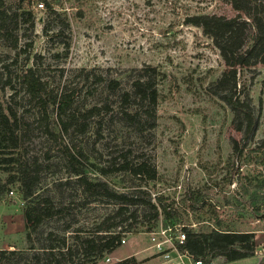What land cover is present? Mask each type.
Masks as SVG:
<instances>
[{"label":"rangeland","instance_id":"374dc122","mask_svg":"<svg viewBox=\"0 0 264 264\" xmlns=\"http://www.w3.org/2000/svg\"><path fill=\"white\" fill-rule=\"evenodd\" d=\"M49 1L56 14L40 8L38 0H0V9L12 17L8 27L13 34L10 41L0 37V101L22 121L19 157L37 180L33 197L24 199L15 184L0 202V250L15 251L0 264L43 259L51 247L65 264L86 263L78 243L94 237L104 221L112 223L118 201L91 198L83 191L68 163V149L81 151L90 165L99 167L146 161L157 171L155 180L124 171L104 176L92 167L85 173L119 194L143 199L150 195L154 203L163 196L174 202L181 217L173 226L254 232L259 255L264 256V148H258L264 139V57L237 71L260 122L238 157L232 141H241L243 134L235 129L231 108L211 90L229 68L214 36L186 22L202 14L235 17L232 5L225 0ZM24 13H32L31 22ZM29 68L47 84L51 97L70 93L73 104L66 114L59 116L52 103L45 108L28 94L22 77ZM149 68L159 73V99L155 117L145 115L139 125L120 116L126 106L106 86L114 79L120 89L131 90ZM94 107L98 114L84 116ZM36 197L50 199L62 213L34 230L26 226L24 211ZM129 209L137 210L139 218L113 229L126 244L102 255L98 264H115L129 252H136L138 260L159 256L153 245L166 220L160 216L151 224L142 206ZM67 247L74 250L72 259L59 255ZM212 262L264 264L259 257Z\"/></svg>","mask_w":264,"mask_h":264},{"label":"trees","instance_id":"16d2710c","mask_svg":"<svg viewBox=\"0 0 264 264\" xmlns=\"http://www.w3.org/2000/svg\"><path fill=\"white\" fill-rule=\"evenodd\" d=\"M43 2L49 13L56 14L52 1L38 0ZM228 1L233 9L238 13L235 17L228 18L216 14H202L191 16L186 19L188 24L201 25L204 30L214 36V45L220 51L229 70L218 78L213 84V94L218 96L228 105L234 113L233 124L235 129L243 134L241 141L234 139L232 141L234 154L242 156L247 142L254 139L259 127V117L251 104L249 93L246 92V85L240 83L237 71L240 73L244 69H249L258 64L264 57V0H225ZM28 15L27 21L31 22L32 13ZM13 16V18H15ZM12 17L5 10L0 9V37L7 41L12 40V31L9 30V23ZM33 24V20H32ZM48 28H45L47 34ZM14 48L18 47V37L13 41ZM156 68L143 70L131 85V90H122L119 83L112 79L108 82L106 88L110 92L118 93L119 100L126 107L120 111V116L131 123L140 125L141 118L145 115L155 117V109L159 99V92L155 83L158 77ZM22 82L28 94L33 99L43 102L46 108L52 103L56 113L61 116L66 114L67 110L73 104V98L68 92L50 96L47 94V84L43 82L37 73L29 68L22 77ZM45 95L47 98L45 99ZM134 104V106H132ZM132 108V109H131ZM99 109L94 107L88 110L84 115L86 117L95 116ZM22 121L16 113L6 109L0 101V202L11 191V186L19 184L23 190L24 199L33 197L36 177L30 171L27 164H23L19 157V151L22 144ZM63 128L68 129L67 124ZM259 149L264 148V139L259 144ZM67 152V160L72 169V173L77 176L83 191L91 198L104 197L110 200H117L119 208L112 218V223L106 225L104 221L94 233V237L80 240L78 251H82L87 257L86 263L96 264L104 254L114 253L120 246L122 239L121 232L115 234L113 229L118 228L124 222L129 220L136 221L139 218L137 210L130 212V207L142 206L145 218L149 223L156 222L160 216L166 220L164 227L173 226L174 221L181 217V213L174 202H168L163 196H159L157 203L151 200L147 195L146 199L139 195L119 194L109 188L104 181H92L88 178L85 171L87 167H92L94 171L106 176L114 171H124L133 176L144 178L146 180H155L157 171L146 161L131 163L123 161L118 166L99 167L90 165L88 159L84 157L81 151L73 153ZM2 173L6 175L4 179ZM192 200V207L197 208L193 201L192 193L188 195ZM24 211L26 226L32 225L36 230L39 226L62 210L57 209L50 199H39ZM130 213L129 215H127ZM122 216H124L122 218ZM117 218H119L117 221ZM121 218V219H120ZM106 220H110L106 219ZM168 221H171L170 223ZM29 228V227H28ZM186 234V240L183 245H178L179 250L187 251L194 259H202L204 262H212L217 258H224L226 262L247 259L256 256L257 245L254 232L230 231L214 228L208 232L195 231L190 227H181ZM45 258L36 257L33 262L23 264H65L62 259L56 257L53 249L49 248ZM70 247L62 251L59 255L64 257L69 255L72 259L73 252ZM15 251L0 250V262L6 261L14 255ZM147 260H138L135 256L127 257L115 264H143ZM70 264H75L73 261Z\"/></svg>","mask_w":264,"mask_h":264},{"label":"built area","instance_id":"2783aa9c","mask_svg":"<svg viewBox=\"0 0 264 264\" xmlns=\"http://www.w3.org/2000/svg\"><path fill=\"white\" fill-rule=\"evenodd\" d=\"M39 7L44 8V3H40ZM10 193L12 194V191ZM157 233L161 238L155 240L153 247L162 259V264H213V262H204L202 259H194L187 251L179 250L178 245H183L186 240V234L180 226L161 227ZM120 244L125 245L126 239L122 238ZM110 261L111 258L107 257L106 263Z\"/></svg>","mask_w":264,"mask_h":264},{"label":"crops","instance_id":"0c3cea01","mask_svg":"<svg viewBox=\"0 0 264 264\" xmlns=\"http://www.w3.org/2000/svg\"><path fill=\"white\" fill-rule=\"evenodd\" d=\"M132 255L135 256V257L137 256L136 252H129V254H127L125 257H122L121 259H118V261L123 260V259H125L127 257H130ZM254 257H259V258H261L262 261H264V256L263 255L260 256L259 255V251H258V254H256V256H254ZM254 257H251V258H254ZM247 259H249V258H247ZM139 260H142V259H139ZM143 264H162V259L160 258V256H158L157 258H154L153 260H150V261H146Z\"/></svg>","mask_w":264,"mask_h":264}]
</instances>
